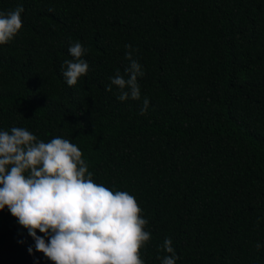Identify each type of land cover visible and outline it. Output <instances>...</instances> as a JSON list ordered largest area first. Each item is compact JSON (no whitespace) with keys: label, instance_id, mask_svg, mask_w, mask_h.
I'll return each mask as SVG.
<instances>
[{"label":"trees","instance_id":"1","mask_svg":"<svg viewBox=\"0 0 264 264\" xmlns=\"http://www.w3.org/2000/svg\"><path fill=\"white\" fill-rule=\"evenodd\" d=\"M18 5L22 28L0 45V131L68 139L94 182L133 195L151 234L144 264H264V0H0V11ZM77 41L89 70L70 87L62 66ZM125 45L138 49L140 100L106 91L128 67ZM0 264H51L7 208Z\"/></svg>","mask_w":264,"mask_h":264},{"label":"clouds","instance_id":"2","mask_svg":"<svg viewBox=\"0 0 264 264\" xmlns=\"http://www.w3.org/2000/svg\"><path fill=\"white\" fill-rule=\"evenodd\" d=\"M23 11L19 5L0 11V45L18 34ZM125 48L129 61L125 74L118 70L110 77L106 91L115 86L120 101L140 100L138 77L144 73L133 58L138 49ZM68 52L72 59L64 61L62 74L71 87L87 74L89 65L82 59L86 49L80 42L72 43ZM148 107L145 98L140 115ZM82 155L77 145L59 136L44 142L23 127L0 131V210L7 208L27 229L35 250L51 264H144L140 249L151 234L145 231L148 221L135 197L94 182ZM162 250L174 252L170 238L164 239ZM28 252L32 253L31 247ZM157 259L176 264L178 257Z\"/></svg>","mask_w":264,"mask_h":264}]
</instances>
